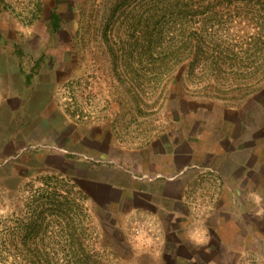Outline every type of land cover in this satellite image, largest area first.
Returning a JSON list of instances; mask_svg holds the SVG:
<instances>
[{"label":"rangeland","instance_id":"1","mask_svg":"<svg viewBox=\"0 0 264 264\" xmlns=\"http://www.w3.org/2000/svg\"><path fill=\"white\" fill-rule=\"evenodd\" d=\"M163 2L0 0V103L5 99L0 120L19 133L21 149L27 145L17 158L0 161V220L8 242L17 219L39 225L45 209L44 225L50 222L52 227L46 234L39 229L36 241L50 236L51 251L59 255L68 251L59 246L67 237L59 233L64 223L59 212L36 193L43 180L53 176L57 178L53 183L72 191L68 221L77 229L76 238L92 244L105 264H176L173 254L185 255L192 249L178 242L167 215L162 221L138 220L129 210L151 207L137 200L111 210L81 189V178L95 175L92 171L103 166L99 171L112 176L109 181L119 176L127 183L129 174L115 164L120 155L137 168L143 159L154 167L156 154L187 152L191 144L210 148L213 140L222 155L205 153L203 162L227 177L236 202H241L244 190L251 203L257 200L253 192H259L264 205V80L246 97L213 98L194 92L208 77L189 74L191 64L202 59L196 41L184 49L171 78L156 92L150 74L139 78L123 72L124 56L134 65L135 52L131 56L128 52L135 50L141 21L155 3L162 18ZM200 3L182 0L179 22L185 41L205 17ZM52 11L60 18L56 32ZM209 15L213 23V13ZM147 27L150 41L151 25ZM144 43L143 60L148 65L149 42ZM50 141L53 145L47 147ZM32 146L35 149H28ZM183 162L185 158H180L178 163ZM171 248L174 252L166 256Z\"/></svg>","mask_w":264,"mask_h":264},{"label":"trees","instance_id":"2","mask_svg":"<svg viewBox=\"0 0 264 264\" xmlns=\"http://www.w3.org/2000/svg\"><path fill=\"white\" fill-rule=\"evenodd\" d=\"M163 1L162 18L158 13V4L155 3L152 13H148L149 17L141 21L140 31L135 37V50L128 52L130 56L135 52L134 65L124 56L123 72L135 74L139 78L150 74V83L156 92L171 78L182 61L184 49L192 48L196 41L202 59L198 60L199 63L197 61L198 64H191L189 74L196 76L198 72L208 77L202 78L205 85L194 92L207 97L213 94V98L233 94L234 98L235 95L249 96L261 88L264 80V0H200L199 8L204 10L205 17L186 41L179 22L183 14L180 11L182 0ZM210 13H213V23ZM50 21L53 31H58L60 18L56 11L50 13ZM144 22L151 25L150 41L146 39L147 24L145 26ZM144 42H149L147 55L151 63L148 65L143 60L146 47ZM30 80L31 75H28L27 82ZM227 107L232 109L234 106ZM56 179L53 176L44 179L43 186L36 193L45 204L55 206L59 212V218L64 222L59 233L67 236L59 246L68 251L62 255L51 251L53 239L50 236L47 240L36 241L39 229L46 234L52 227L50 222L44 225V209L40 214L43 223L39 225L35 221L25 223L17 219L15 227L9 230L12 238L10 242L5 238L3 221L0 220V264H105L92 244L82 243L76 238L77 229L68 221L70 213L67 207L72 202L69 197L72 191L53 183ZM71 230L74 231L71 233ZM13 249L16 252H12Z\"/></svg>","mask_w":264,"mask_h":264},{"label":"crops","instance_id":"3","mask_svg":"<svg viewBox=\"0 0 264 264\" xmlns=\"http://www.w3.org/2000/svg\"><path fill=\"white\" fill-rule=\"evenodd\" d=\"M4 101L0 103V111ZM21 115L20 112L18 117ZM8 126L0 124V161L3 163L27 150L26 143L22 144V149L18 146L19 133L8 130ZM48 143L47 147L53 145L51 141ZM218 150L215 140L210 148L200 144L192 147L191 144L187 152L156 154L154 167L143 159L138 168L120 155L115 164L129 174L127 183L117 175L116 181H109L113 177L100 172L104 168L99 166L98 171H92L95 175H82L80 187L86 194L98 198L100 205H107L114 211L118 210L119 204L129 200L146 203L151 208L135 206L128 212L138 220L148 217L162 221L161 217L167 215L169 224L178 232V242L188 243L192 249L185 255L173 254L176 264H264L262 196L253 192L257 200L251 203L243 190L240 203L233 199L227 177L203 162L205 153L213 157L222 155ZM180 158H185V162L179 164ZM208 184L212 187L210 191ZM116 194L117 199H113ZM107 197L111 199L107 201ZM168 204L172 207L168 208ZM217 214L219 216L213 218ZM254 217L257 222L253 221ZM136 231L140 232L139 229ZM163 233L165 235V230ZM170 250L174 252V249H168L166 256Z\"/></svg>","mask_w":264,"mask_h":264}]
</instances>
